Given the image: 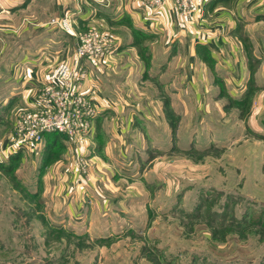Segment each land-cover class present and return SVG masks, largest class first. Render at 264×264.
<instances>
[{
    "label": "rangeland",
    "instance_id": "obj_1",
    "mask_svg": "<svg viewBox=\"0 0 264 264\" xmlns=\"http://www.w3.org/2000/svg\"><path fill=\"white\" fill-rule=\"evenodd\" d=\"M23 35L4 40L22 44ZM250 88L226 101L228 115L214 107L205 116L187 97V108L173 102L181 119L171 117L167 99L168 117L181 120L174 147L151 129L154 149L124 148L105 163V180H91L75 154L76 179L55 181L65 193L47 174L40 181L53 151L23 147L0 166V264H264V92L254 108ZM22 110L0 111V145ZM88 139L73 141L86 163Z\"/></svg>",
    "mask_w": 264,
    "mask_h": 264
},
{
    "label": "crops",
    "instance_id": "obj_2",
    "mask_svg": "<svg viewBox=\"0 0 264 264\" xmlns=\"http://www.w3.org/2000/svg\"><path fill=\"white\" fill-rule=\"evenodd\" d=\"M161 8L157 12L139 0H0V111L16 114L28 107L50 79L52 68L73 60L75 38L49 23L61 15L68 16L78 32L103 29L116 40V52L104 64L81 60L86 69L81 89L99 111L87 144L91 180L95 174L105 180L103 175L109 172L105 163L123 155L124 148H153L145 141L153 139L151 129L163 133L167 146L174 147L183 115L174 101L187 108L189 97L205 116L215 109L228 115L234 108L226 110V101L238 100L252 86L253 107H262L257 101L264 92V0H211L188 21L182 20L171 0H164ZM21 33L22 44L18 37L16 43L4 40ZM167 99L174 110L169 115L180 118L177 123L168 117ZM12 133L13 128L7 137ZM97 133L101 153L96 151ZM68 142L41 175L43 185L49 175L56 194L55 186L60 192L65 184L55 181L76 179L72 164L77 148Z\"/></svg>",
    "mask_w": 264,
    "mask_h": 264
},
{
    "label": "built area",
    "instance_id": "obj_3",
    "mask_svg": "<svg viewBox=\"0 0 264 264\" xmlns=\"http://www.w3.org/2000/svg\"><path fill=\"white\" fill-rule=\"evenodd\" d=\"M171 1L182 20L188 21L193 14L201 12L205 3L210 0ZM163 3L164 0H139L141 6L153 8L157 12H160ZM49 23L75 38L74 58L71 62H59L33 102L21 111L8 144L0 145V163L7 161L25 146L37 147L46 133L64 134V142L89 138L84 141L86 143L93 135V120L98 109L88 93L81 89V81L86 76L81 60L88 58L96 64H104L116 49L115 37L106 30L96 28L78 32L66 15L52 18ZM76 148H79L78 145ZM76 155L81 171H85V159L78 157V153Z\"/></svg>",
    "mask_w": 264,
    "mask_h": 264
},
{
    "label": "trees",
    "instance_id": "obj_4",
    "mask_svg": "<svg viewBox=\"0 0 264 264\" xmlns=\"http://www.w3.org/2000/svg\"><path fill=\"white\" fill-rule=\"evenodd\" d=\"M250 91H251V88L249 86V89L246 91L247 94L250 93ZM44 138H45V147L43 149V154L45 153L46 149L50 148V150L53 151L52 154L54 155V157L50 160V162L51 161L53 162L55 159L59 158L61 153L66 149V145H65V142H64V140L66 139V136L64 134H61V133H58V132H50V133H46L44 135ZM97 143L98 144H97V150L96 151L101 153L102 141L100 139L99 133H97ZM53 149H55V150H53ZM22 154H23L22 151H18L16 153L12 154L7 161L0 163V166H3L6 163L7 165H5V166L9 167L8 163L18 161L19 159H21ZM50 162L43 159L42 163H44V164H42V166L40 167V170L42 168H45V166L48 165ZM42 171H43V169H42ZM40 177H41V174H40ZM40 181H41V179H40ZM28 195L36 197L35 199H37V201L40 200L39 196L41 197L40 194L38 196L36 193H30V192H28ZM39 205H40V202H39ZM151 249L156 250L155 248H151ZM153 253L154 252L152 251V254Z\"/></svg>",
    "mask_w": 264,
    "mask_h": 264
}]
</instances>
